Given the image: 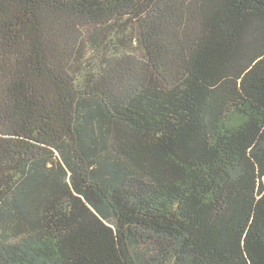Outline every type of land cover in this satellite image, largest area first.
Instances as JSON below:
<instances>
[{
  "label": "trees",
  "instance_id": "1",
  "mask_svg": "<svg viewBox=\"0 0 264 264\" xmlns=\"http://www.w3.org/2000/svg\"><path fill=\"white\" fill-rule=\"evenodd\" d=\"M0 264H264V0H0Z\"/></svg>",
  "mask_w": 264,
  "mask_h": 264
}]
</instances>
